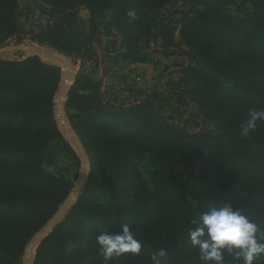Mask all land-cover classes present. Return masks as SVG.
I'll use <instances>...</instances> for the list:
<instances>
[{"label":"trees","instance_id":"16d2710c","mask_svg":"<svg viewBox=\"0 0 264 264\" xmlns=\"http://www.w3.org/2000/svg\"><path fill=\"white\" fill-rule=\"evenodd\" d=\"M42 1L52 21L36 40L61 51L97 60L94 45L104 34L99 19L111 12L123 62L148 63L151 45L185 57L188 63L179 71L194 94L191 103L219 133L186 132L155 112L151 97L106 109L101 82L88 78L93 91L81 93L77 77L66 107L78 112L71 117L73 128L89 151L92 170L101 172L102 189L78 199L41 243L34 264H106L96 236L119 233L123 223L141 241L142 252L111 264H153L151 254L160 248L168 251L161 264H201L188 239L198 226L191 220L224 204L264 230V122L248 137L241 135L249 110L264 108V0L195 1L186 11L168 8L177 0ZM82 8L90 13L88 25ZM20 19L19 0H0V44L20 40ZM173 22L176 29L168 32ZM59 80V68L38 56L0 59V264H20L27 242L72 188L64 176L44 168L61 139L53 112ZM144 161L152 183L140 167ZM225 264L237 262L225 254ZM256 264H264V256Z\"/></svg>","mask_w":264,"mask_h":264},{"label":"rangeland","instance_id":"374dc122","mask_svg":"<svg viewBox=\"0 0 264 264\" xmlns=\"http://www.w3.org/2000/svg\"><path fill=\"white\" fill-rule=\"evenodd\" d=\"M195 1L203 0H177L169 5L168 8L178 11H186L190 9L191 4ZM84 9L86 8L80 10V16L81 11ZM19 12L21 13L20 40H17V38H10L0 44V50L5 47L16 48L21 46L41 49L45 53L46 59L60 61L65 66L68 75H75L74 84L77 77L79 78L78 85L81 93H91L93 91V85L88 82V78L101 82L103 105L106 109L116 111L119 108L126 107L130 103L147 100L151 97L150 102L152 103L153 110L170 117L175 124H179L186 132L195 134L199 133L202 129H205L207 131L219 133L218 127L211 121H204L197 109L191 103V97L194 94L189 91L186 84L183 83L184 80H182V75L179 71L182 65L188 63L187 59L182 56L167 55L162 51L155 50L153 45H151L149 49H146L149 56L148 63L131 64L123 62L121 60V52L123 51L121 38L119 35L115 34L113 30L108 31L111 12L107 13L104 18H102V29H104V34L100 39V44L94 45V49L98 53V59L93 62L80 58V53L77 51L75 54L69 50L61 51L53 46L36 40L37 33L52 21L50 7L42 0H19ZM181 17L182 16L178 14L174 16V19L179 20ZM174 22L172 23L173 26L170 24L171 26L169 27L168 32L173 33L172 29H176L174 28ZM80 31L81 30H79V32ZM174 35L177 36V32H174ZM30 56L34 55L29 51L9 50L0 53V59L4 61H22ZM38 57L41 60L43 59L40 56ZM49 64L59 68L60 72L59 84L54 95L53 112L55 118L58 110L57 104L62 99V96L59 94V88L62 84V69L53 63ZM74 84L67 90L64 107V114L68 117L69 123L72 127L73 122L71 121V117L75 120V115H77L78 112L74 108L66 107V104L68 102L69 92ZM177 95L183 97V99L177 100ZM117 99L119 103H116ZM123 101H126V103H123ZM55 125L57 131L60 133L61 139L60 142H55L51 146V156L45 162L44 168L53 175L64 176L66 180L71 183L72 188L63 199L64 203L78 183L83 181L86 167L75 150V147L67 141V129L65 126L56 119ZM85 150L91 166L89 151L86 148ZM140 167L144 176L150 181V183H152L149 173V164L144 161L140 164ZM191 171L193 174L192 182L195 184L199 180L198 162H194L191 166ZM101 182V172L98 170H92L91 166L88 180L85 188L80 193L79 198L85 192L90 194L99 193L102 189ZM87 186L88 189H86ZM64 218H62L55 227L62 223ZM43 227H41L25 245L20 264H24L23 261L26 257L30 242ZM53 230L33 248V264L35 263V258L41 243L53 232Z\"/></svg>","mask_w":264,"mask_h":264},{"label":"clouds","instance_id":"9594fccd","mask_svg":"<svg viewBox=\"0 0 264 264\" xmlns=\"http://www.w3.org/2000/svg\"><path fill=\"white\" fill-rule=\"evenodd\" d=\"M127 15L134 20L137 13L129 10ZM259 122H264V108L250 109L248 119L241 127V135L248 137ZM191 222L198 226L189 230L188 239L199 250L201 264H225V254L237 264H256L264 256V230L230 204L212 207ZM120 227L119 233L104 231L96 236L100 255L106 264L126 254L139 256L142 252L143 245L129 224L123 223ZM167 255V249L160 248L151 254L150 259L153 264H161Z\"/></svg>","mask_w":264,"mask_h":264},{"label":"water","instance_id":"95a60500","mask_svg":"<svg viewBox=\"0 0 264 264\" xmlns=\"http://www.w3.org/2000/svg\"><path fill=\"white\" fill-rule=\"evenodd\" d=\"M9 50H15V51H29L34 56H40L42 57L44 62L47 63H53L60 67L62 69L61 73V79L62 84L59 88V94L62 96L61 101L57 104V114L55 115V119L60 122L61 124L65 125L67 127L66 130V139L69 143H71L74 147L79 156L81 157L85 167L86 172L85 176L83 177V181L78 183V185L74 188L71 195L66 199V201L63 203V205L56 211V213L52 216V218L47 222V224L39 231V233L34 237V239L30 242L29 248L26 253V257L24 258L23 263L24 264H33V256H32V250L35 246H37L43 238H45L53 229L54 227L60 222L62 218L65 217V215L72 209L74 204L79 198L80 193L85 188L86 182L89 177V173L91 171V166L89 163V159L87 156V152L84 148V145L81 141V139L77 136L75 130L69 123L68 117L64 114V107H65V101H66V94L67 90L70 86L74 84L75 81V75H68L66 72L65 66L57 60H51L45 58V53L38 48H26V47H16V48H8L5 47L4 49L0 50V53L3 51H9Z\"/></svg>","mask_w":264,"mask_h":264},{"label":"crops","instance_id":"0c3cea01","mask_svg":"<svg viewBox=\"0 0 264 264\" xmlns=\"http://www.w3.org/2000/svg\"><path fill=\"white\" fill-rule=\"evenodd\" d=\"M81 17L83 18V20L86 22V24L88 25L89 23V20H90V13L87 9H84L83 11H81ZM99 24L101 26V30L104 32V29H102V18L99 19ZM108 31H112V28L111 26H108ZM122 102V101H121ZM116 103H119L118 102V99H117V102ZM123 103H126V101H123ZM117 106V105H116ZM120 106V105H119ZM118 107V106H117Z\"/></svg>","mask_w":264,"mask_h":264},{"label":"bare ground","instance_id":"6f19581e","mask_svg":"<svg viewBox=\"0 0 264 264\" xmlns=\"http://www.w3.org/2000/svg\"><path fill=\"white\" fill-rule=\"evenodd\" d=\"M65 126V125H64ZM65 128L67 129V127L65 126Z\"/></svg>","mask_w":264,"mask_h":264}]
</instances>
